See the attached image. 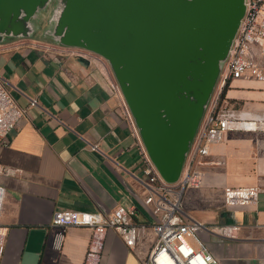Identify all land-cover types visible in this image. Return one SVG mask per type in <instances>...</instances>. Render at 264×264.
<instances>
[{"label":"crops","instance_id":"obj_1","mask_svg":"<svg viewBox=\"0 0 264 264\" xmlns=\"http://www.w3.org/2000/svg\"><path fill=\"white\" fill-rule=\"evenodd\" d=\"M84 58L39 32L0 42L2 81L27 109L0 146V165L16 169L0 172L5 189L0 264H83L92 229L53 225L57 210L109 214L126 205L137 208V222L156 221L145 203L149 190L136 136L111 87L114 76L100 56ZM34 98L37 105L30 104ZM226 99L239 110L264 115V82L233 79ZM201 122L176 181H167L151 160L164 182L180 180ZM199 168L201 186L186 189L182 197L184 220L203 223L198 235L220 264H264V129L227 132ZM249 185L262 187L256 204L225 203L226 188ZM224 224L239 225L238 237H223ZM155 241L148 228L130 247L110 229L101 264H143Z\"/></svg>","mask_w":264,"mask_h":264},{"label":"water","instance_id":"obj_2","mask_svg":"<svg viewBox=\"0 0 264 264\" xmlns=\"http://www.w3.org/2000/svg\"><path fill=\"white\" fill-rule=\"evenodd\" d=\"M245 9L246 0H0V42L39 32L55 43L106 56L122 81L151 160L173 182L181 174ZM167 36L185 47L184 58L178 59L182 75L175 81L171 72L166 85L149 88L142 105L134 76L149 63L157 67L153 50L163 48ZM132 61L135 70L126 68ZM183 81L186 85L179 87Z\"/></svg>","mask_w":264,"mask_h":264},{"label":"built area","instance_id":"obj_3","mask_svg":"<svg viewBox=\"0 0 264 264\" xmlns=\"http://www.w3.org/2000/svg\"><path fill=\"white\" fill-rule=\"evenodd\" d=\"M70 51L82 57L91 53L75 47H70ZM237 78L264 82V0H246L245 13L221 72L217 89L210 99L190 148L183 174L176 183L164 182L156 172L143 149L120 93L116 90L115 82H111V87L121 99L145 162L144 172L147 178L143 183L149 190L145 203L150 205L156 221L150 224L137 222L135 220L137 208L126 205H118L109 214L73 209L55 211L52 220L55 226H86L92 229L83 264H101L106 235L110 229L117 231L126 244L133 247L148 228L156 234V241L143 264H220L219 259L198 235L203 223L197 220H184L181 201L186 189L201 186L203 173L199 164L201 159L209 154L212 144L220 142L230 131L264 129V115L239 110L222 96L224 89ZM30 104L37 105L38 100L34 98ZM26 112L27 109L16 102L0 76V146L6 143L8 136ZM15 171L16 169L12 167L0 165V172L10 174ZM261 190L260 185L228 187L225 189L224 200L229 206L256 204ZM4 193L5 189L0 185V211ZM239 229L240 226L237 224H224L221 226L220 234L227 238H237ZM3 238L0 222V250Z\"/></svg>","mask_w":264,"mask_h":264},{"label":"rangeland","instance_id":"obj_4","mask_svg":"<svg viewBox=\"0 0 264 264\" xmlns=\"http://www.w3.org/2000/svg\"><path fill=\"white\" fill-rule=\"evenodd\" d=\"M43 25L44 24H41L40 28L41 27L44 28ZM179 41L180 40L173 38V37H170V36L165 37V46L163 48L162 47L159 48L158 50H153V56L155 58H157L156 61H158L157 67L154 66V62L149 63V66L147 68L144 67V72L140 73L139 75L134 76L135 79L138 78L136 86H137V90L141 94H137V97H138L139 103H141L142 105L146 104V102H147L146 96H148V95H146L144 93L146 91H149L148 90L149 88L150 89L151 88H158V87H161L162 85H166V83H168L167 77L169 76V73L173 72V77H175V79H174L175 81H176V77L178 75H182V71H180L178 69V64H179L178 59L180 56H182L184 58L186 52H185V47L180 45ZM84 50H87L91 53H94V54L100 56L108 64V66H109V68H110V70L114 76V82H115L116 88H117L116 90L120 93L121 99L124 102L128 112L130 114V117L133 121V124L135 125L138 137L141 139L144 151L146 152L147 155H149L147 148H146V145L144 144V141L141 137L138 126H137L136 121L134 119V115H133L132 110H131L130 101L128 100L127 95L124 93L122 81L114 73V69L112 67L111 61L106 56L101 55L100 53H95V52L90 51V50L85 49V48H84ZM189 55H191V52L189 53ZM149 60L150 59L148 57V61ZM144 61H145V56H144ZM142 62H143V59L141 58L139 60V65ZM145 63H146V61H145ZM141 65H143V63ZM140 66H139V68H140ZM126 68L135 70L138 67H136L135 61L134 62L132 61L131 63H129L128 67H126ZM222 70H223V63L221 64V71ZM183 78L184 77L182 76L181 80H183ZM186 83L187 82L183 81L179 85V87L180 86L184 87L186 85ZM175 84L177 85L178 83L175 82ZM217 85H218V81L215 84V87L211 93L210 98L215 93V91L217 89ZM151 96H154V98H155V95H151ZM158 103H160V101ZM203 115H205V114H203ZM138 150L140 151L139 147H138ZM142 159H143V156H142ZM142 161L144 162V159Z\"/></svg>","mask_w":264,"mask_h":264},{"label":"trees","instance_id":"obj_5","mask_svg":"<svg viewBox=\"0 0 264 264\" xmlns=\"http://www.w3.org/2000/svg\"><path fill=\"white\" fill-rule=\"evenodd\" d=\"M226 90H227V87L223 91V94H222L223 97H226Z\"/></svg>","mask_w":264,"mask_h":264}]
</instances>
